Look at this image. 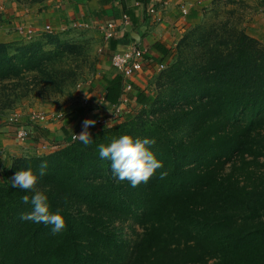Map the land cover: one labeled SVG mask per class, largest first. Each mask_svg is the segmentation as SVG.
<instances>
[{
	"label": "trees",
	"instance_id": "1",
	"mask_svg": "<svg viewBox=\"0 0 264 264\" xmlns=\"http://www.w3.org/2000/svg\"><path fill=\"white\" fill-rule=\"evenodd\" d=\"M194 35L185 32L165 64L170 89L130 94L151 106L150 121L114 124L90 133V146L71 140L13 161L11 178L29 166L39 174L47 161L37 187L66 227L53 235L51 225L22 220L31 211L22 197L33 193L0 182V264H264V44L229 22L203 29L193 43ZM73 48L51 37L0 42V80L44 72ZM109 73L102 104L112 108L122 77ZM125 134L154 140L150 150L163 164L136 187L98 154L99 144ZM116 220L141 231L125 236Z\"/></svg>",
	"mask_w": 264,
	"mask_h": 264
},
{
	"label": "crops",
	"instance_id": "2",
	"mask_svg": "<svg viewBox=\"0 0 264 264\" xmlns=\"http://www.w3.org/2000/svg\"><path fill=\"white\" fill-rule=\"evenodd\" d=\"M225 2V3H224ZM227 4L237 7L243 22V30L249 36L264 44V0H48L44 7L36 9L20 8L10 5L0 11V42L33 37L45 25L53 31L63 27L67 21L77 20L94 25L100 36V26L112 20L117 25L122 14H126L129 24L102 44L101 59L103 69L89 88L91 107L79 108L62 116L53 117L45 124L29 125L28 136L24 140L16 138L14 127L0 125V160L8 156L41 155L44 152L42 143L63 146L71 140L72 134H80L86 119L103 118L111 111V107L102 104L105 88L103 74L116 71L111 67L109 57L117 50L138 47L144 50L142 69L134 73L130 80L132 89L147 93L149 79L159 65L167 64L174 57V48L196 22L215 5ZM155 13H149L150 7ZM23 23L27 35H20L16 24ZM96 29V30H97ZM150 95V94H149ZM128 107L124 108L127 112ZM96 129L89 126L88 131Z\"/></svg>",
	"mask_w": 264,
	"mask_h": 264
},
{
	"label": "rangeland",
	"instance_id": "3",
	"mask_svg": "<svg viewBox=\"0 0 264 264\" xmlns=\"http://www.w3.org/2000/svg\"><path fill=\"white\" fill-rule=\"evenodd\" d=\"M47 1L0 0L2 6L0 11L3 12L12 4L14 7L34 10L44 7ZM67 22L63 27L55 31L46 32L42 28L29 39L9 41L13 45H18L34 40L44 42L51 37L57 42L70 44L74 48L72 51H67L62 59L55 62L53 66L47 67L44 72L28 71L18 77L0 80V125L16 127L20 123L18 120L14 121L12 125L8 124V117L13 114H18L22 119L28 120L32 113L62 116L79 108L87 109L91 107V99L88 93L93 81L103 69L101 47L104 35L100 33V36L96 32H100V30L94 25L91 26L89 22H79L77 20ZM222 22H229L230 25L236 26V28L244 29L237 7L228 5L227 2L226 4H217L190 28L191 31L195 32L192 42H196L197 34L203 29L209 28L210 25L219 26ZM195 27L199 29L198 32ZM200 27L202 28L200 29ZM46 47L53 48L54 45L48 43ZM174 59L175 55L172 61ZM166 68L165 64L159 65L149 79L148 86L150 91L148 94L150 96H155L163 89L167 91L173 85V75L169 77L167 74L169 70ZM127 109L128 112L112 117L113 122L111 123L96 124V129L91 130L90 133L109 128L114 124L125 123L128 120L141 118L150 121L154 117L150 112L151 106L142 107L129 104ZM20 157L22 156H8L7 160H0V182L11 181L10 167L13 161ZM3 166H7L6 171L3 170ZM252 167L257 170V167ZM228 170L229 167L224 170V173L228 172ZM237 210L238 214H240L241 211ZM259 220L264 222V215ZM112 225L117 231L124 232L125 236L129 237H135L138 235L137 232L141 231V228L137 227L133 221L126 223L116 220Z\"/></svg>",
	"mask_w": 264,
	"mask_h": 264
},
{
	"label": "clouds",
	"instance_id": "4",
	"mask_svg": "<svg viewBox=\"0 0 264 264\" xmlns=\"http://www.w3.org/2000/svg\"><path fill=\"white\" fill-rule=\"evenodd\" d=\"M95 121L86 119L83 121V130L80 134H74L73 140L80 141L84 146H90L93 143L91 134L88 131L89 126H94ZM154 140L144 138H133L131 135H122L114 138L105 145H98V154L101 160L111 162L113 176L119 180H127L131 186L136 187L141 183H147L158 169L163 168L154 153L150 150ZM48 168L47 161L39 165V174L34 173L31 166L26 170L17 171L11 178L13 188H18L26 192L33 193L31 196L24 195L22 202L31 205V211L23 213L21 219L37 224L51 225L52 234L62 232L66 227V221L61 209L55 212L51 210L48 196L37 185L40 178L46 174ZM167 171L160 173V179L166 178Z\"/></svg>",
	"mask_w": 264,
	"mask_h": 264
},
{
	"label": "built area",
	"instance_id": "5",
	"mask_svg": "<svg viewBox=\"0 0 264 264\" xmlns=\"http://www.w3.org/2000/svg\"><path fill=\"white\" fill-rule=\"evenodd\" d=\"M1 9L2 6L0 4V10ZM148 11L151 14L155 13L154 8L152 6L148 9ZM128 24L129 22L126 14H122L120 18V23L118 25L114 21L109 20L104 22L103 25L100 26V28L103 31L102 33L104 35V38L109 39L112 38L117 33L118 30L120 29L123 30ZM15 29L20 35L28 36V34L26 33L25 24L23 23L16 24ZM44 30L46 32H51L52 28L49 25H45ZM143 53H144L143 49L134 46V47H130L129 49L114 51L110 55L109 60L111 67L116 72L121 74L122 90L117 105L113 106L109 114H107L105 117L96 118L94 120L95 124L101 125V124L113 122L112 117L121 115L122 113H124V108L128 107L129 104L133 103L127 95L128 92L132 89V83L130 78L134 73L142 69ZM58 116L60 115L32 113L28 117V120H26V119H22L21 116H19L18 114H13L8 117V124L12 125L14 121L17 120L20 121V123H18L16 127H14V132L16 138L20 140H24L29 134V130L27 131L29 125L47 123L50 120H52L53 117H58ZM74 134H72L71 140L73 139L72 137ZM41 148L43 149L44 152H49L55 150L57 146L53 144L50 145L47 143H42Z\"/></svg>",
	"mask_w": 264,
	"mask_h": 264
}]
</instances>
